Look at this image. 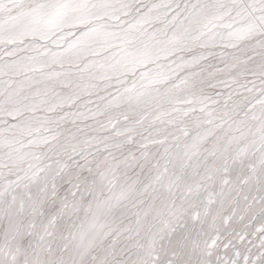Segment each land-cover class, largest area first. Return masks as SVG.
Listing matches in <instances>:
<instances>
[{
    "label": "snow or ice",
    "instance_id": "obj_1",
    "mask_svg": "<svg viewBox=\"0 0 264 264\" xmlns=\"http://www.w3.org/2000/svg\"><path fill=\"white\" fill-rule=\"evenodd\" d=\"M0 264H264V0H0Z\"/></svg>",
    "mask_w": 264,
    "mask_h": 264
}]
</instances>
